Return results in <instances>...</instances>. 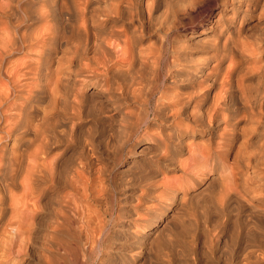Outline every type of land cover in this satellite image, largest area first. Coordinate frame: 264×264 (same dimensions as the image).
Listing matches in <instances>:
<instances>
[{"label": "bare ground", "instance_id": "bare-ground-1", "mask_svg": "<svg viewBox=\"0 0 264 264\" xmlns=\"http://www.w3.org/2000/svg\"><path fill=\"white\" fill-rule=\"evenodd\" d=\"M182 1L184 2V9L180 10L183 12L188 11V15L184 12L185 14L182 16L183 18L188 16L189 19V13L191 14L195 10L192 8L200 0ZM159 3H162V1ZM170 3L167 5L170 6ZM157 4L156 0H5V2H0V264H19L17 261L18 259L20 260L24 245L27 244L26 241H34L30 239V236L32 237L33 235H28L31 227H28L27 222L29 219L27 221L26 217L34 214L31 211L35 207L36 199L39 198L36 193L43 190L40 185L48 183V180L50 181L49 176L54 177L51 175L52 172L50 173L51 160L54 155L52 157L49 156V149L53 143L51 135L57 132L54 131V127L50 126L49 121L51 123V119L55 121L57 120L56 118L59 119L60 117L69 120H80L83 113L87 114L90 110L96 109L99 112L112 113L120 109L121 105L125 108V105L136 101V103L141 104L143 109V117H140L142 118L141 125H143V136L145 138L149 137L156 147L160 144L161 148L164 149L173 148L172 153L185 149L184 151L187 152L189 161H191L189 163L190 169L185 165L187 168L186 172L190 174L192 180L199 179L200 181L205 179V177H210L211 181L215 180L219 185L218 201L223 199L227 204H232L233 207L248 209L249 213L247 211L245 213H247V218L249 217L250 219L246 220H252L255 225L257 223L260 226L264 225V195L260 193L264 186V44H262V41L249 53L241 45V38L239 39L238 37L241 27L237 31L234 30L237 32L236 36L231 33V29L236 28L237 18L250 15L258 6L261 8V12L264 11V0L221 1L219 3L221 11L223 12L226 8H230L229 14L225 13V15L221 12L223 17L215 20L207 18L210 21L207 25H204L199 20H194L186 27L179 22L181 13L180 15L179 13L177 14L174 8L173 10L167 8L170 12H166L161 19H159L160 17H155V15L153 16L155 14L153 10L156 9L155 6ZM36 5L40 7H36ZM165 9L161 10L165 12ZM177 15H179V20ZM38 23H44L42 28L37 29ZM178 24H180L179 30L182 29L184 31L181 34V38L180 35L176 34V28H179ZM221 28L225 29L223 34L221 33ZM175 30V34L172 35ZM187 31L189 35L186 34ZM263 38L264 35L259 39L262 40ZM144 41L149 42L144 45ZM163 44H168L170 48L171 55L169 57L168 55L164 57L161 54L160 50L164 46ZM162 52L164 53V51ZM192 52H201L203 56L194 59ZM15 53H21L20 59H17L19 55L16 56L17 58L13 57ZM225 58L229 60V63L226 69L223 70L222 62H224ZM163 61L166 62L164 69L161 65ZM244 62H247V66L248 63L249 65L252 63V66H243ZM245 68L248 69V72L244 71ZM162 69L163 73L161 74L160 71ZM158 73L161 75L157 77ZM245 74L248 77L254 76L258 78L260 80L259 85L248 87L249 85H246L247 81L243 79ZM247 78L245 77V79ZM87 87H91L89 92L86 90ZM151 97H153L152 102L150 101ZM136 103L135 105H137ZM133 108L135 110L136 107L134 106ZM123 112L126 115H130L132 111L128 109ZM117 116L120 117V115ZM149 116H151L150 119L152 121L150 123H155V128L158 131L168 130L169 132L163 136H159L156 133L155 136L152 132L150 133L149 129L153 126L147 124ZM129 118L131 119V117H125L126 120ZM132 119L135 118L133 117ZM59 125L57 127L62 126ZM66 126L68 127V124ZM105 126L108 127V125ZM136 126L139 127L137 124ZM57 127L55 126V128ZM66 129L68 130V128ZM197 135L200 137L206 136L205 141L200 144L187 143L185 141L186 138H192ZM235 137L239 138V142L236 141L238 147L236 146L237 150L235 152L232 151L234 156L232 163L230 162L231 166H228L230 170L225 171L227 164L224 163L223 157ZM90 143L93 145L92 139ZM87 147L86 145L85 148L87 149ZM140 151L142 152V149ZM81 153L82 151L80 156L83 155ZM159 154L157 156L162 158L159 160L165 161L167 165L176 167L178 164L174 161L172 155L167 157L165 153L161 154L159 152ZM94 156L96 157L97 155L95 153L91 155L93 159H95ZM157 156L154 157L156 158ZM91 157H84L83 160L81 159L77 162V168L80 169L75 168V177H79L80 174L83 177L84 174L82 175L79 171L89 165V163H91L90 166L95 164L96 160L92 165L93 160ZM239 160L243 162L242 164H245L246 168L251 170V175L249 174L247 178L240 179L241 177H238L242 180V184L240 180L238 181L236 172L232 170V165L234 163L236 166L237 164L239 165ZM156 161L154 164L158 167L159 164ZM187 162L185 161V164ZM180 165L183 166L182 164ZM59 170L62 169L60 168ZM101 170L103 171L102 168ZM210 174L216 175L210 176ZM66 175H64V178H66ZM73 177L70 181L74 183L77 178L73 181ZM51 180L53 181V179ZM57 180L56 182L59 183L60 180ZM158 182L157 184H159ZM55 183L53 184L54 186ZM61 183L63 184V182ZM153 183L155 184L156 182ZM17 185L20 186V188L18 186L21 189L20 192L14 190ZM75 185L82 187L81 184ZM76 186H73V188H76ZM12 189L20 195L16 196L18 194L11 191ZM182 189L178 190L181 191ZM171 190L170 198L172 200L170 201H173L177 193L176 191L174 192V189ZM187 190V188L183 189L180 197L178 196L180 200L184 198L183 196ZM105 191L101 190L102 194ZM251 193L255 194L251 195ZM157 195H159L158 192ZM158 198L162 200L163 197ZM74 199V202L77 201L76 198ZM92 199L94 200V198ZM60 200L62 202V199ZM167 200L169 201V196ZM157 201L159 200L157 199ZM175 203L177 202L175 201ZM137 204L133 206V211L135 212L138 209ZM219 205H223V203ZM62 206H60L62 209L71 210L68 202ZM76 206H74L76 209L80 208V206ZM157 206H160V204ZM87 207L86 205V210H84L85 207L83 208V212H88ZM61 208L60 210L62 211ZM156 209L158 210L154 206H146L139 210L152 212ZM231 209H233L232 206ZM88 210H90L89 207ZM104 210L107 213L108 210ZM5 211L8 213L5 214ZM83 212L82 215H84ZM92 213L94 212L92 211L87 217L89 216L93 219ZM57 216L59 217V215ZM157 216L153 213L149 219H156L158 218ZM241 216L243 217V215ZM139 217V219L144 218V216ZM59 218L61 219V217ZM77 219H79V216H77ZM158 219L160 220L161 216ZM72 220L75 222L74 219ZM80 226L83 227L84 225ZM92 226L89 228L94 227ZM96 227L98 226L96 225ZM76 229L79 232V229ZM83 229L82 232H84ZM98 231L100 233L101 230H94L95 233ZM254 232H244L242 234V240L249 238L248 240H251L252 243L247 240V243L239 249L240 254L237 256V264H264V235H262L264 233L258 235L259 233L254 234ZM240 235L237 234L235 236L234 234L235 237H233L230 234L231 239L233 238L231 242L233 243L234 240L240 238ZM87 237L88 241H90L89 238L92 236ZM28 238L31 241H28ZM141 238L137 237V241L139 242ZM60 239L59 242L61 241ZM62 241L66 242L67 240ZM92 241L93 239L90 242ZM236 242L238 243L237 240L234 243L236 244ZM74 243L76 248L78 243ZM56 245L60 246V244ZM53 246H51V249L55 248ZM26 247H29L28 244ZM48 247L50 248L49 245ZM63 252L65 255V251H61V253ZM54 254L58 253L55 252ZM50 255L53 254H49V258ZM236 255L235 251L232 250L228 257L230 258L229 261L231 260L229 264L233 263L232 258H235L234 256ZM58 257L60 256L56 258ZM44 258L46 259V257ZM49 261L46 259L44 264H53L54 260L51 263ZM55 261H59V259Z\"/></svg>", "mask_w": 264, "mask_h": 264}, {"label": "rangeland", "instance_id": "rangeland-1", "mask_svg": "<svg viewBox=\"0 0 264 264\" xmlns=\"http://www.w3.org/2000/svg\"><path fill=\"white\" fill-rule=\"evenodd\" d=\"M1 1L5 2V0H1ZM160 1H162V3H159ZM160 1L156 0V3L158 2V4L155 6V8H156V9H154L155 11L153 10V12L155 13V14H153V16L155 15V17H160L159 19H161V18H163L164 14L166 12L169 13L170 10H173V8L177 12V14L179 13V15H180V13H181V16H180L181 19L184 16L183 14L187 13V15H188V11L187 12L184 11L185 13L183 11H181L182 9H184V2L182 0H169V2H168V0H166V1L160 0ZM170 1H172V3H170ZM221 1H224V0H219V2H218V0H200V1H198L197 5H195V7L192 8L195 10L193 12H191V14L189 13V15H190L189 19H188V16L186 15L187 18L184 17L181 20L179 18V15H177L178 20L180 19L179 22L184 27H186L187 25H190V23H192L194 20H199L202 23H204V25H207L208 22H210L209 20H207V18H210L211 20L212 19L215 20L217 18H222L223 14H225V13L226 14L230 13V10H229L230 8H226L225 11H223V12L221 11V8L219 6V3ZM181 2H183V3H181ZM166 3L167 4L170 3V6H173V7H170ZM37 6L40 7L39 5H36V7ZM165 8L166 9L169 8L170 10L167 9V11H166ZM44 9H45V7H44ZM161 9H163V10L165 9V12ZM157 11H159L160 14ZM196 12H197V14H195ZM263 13H264V11L261 12V8L258 6L257 9L254 10V12H252L250 15H247L244 17L240 16L239 18H237V20H236L237 22L235 24L236 26L234 25L236 28H234V29L232 28L233 30L231 29V33H233L236 36L237 32H235L234 30L237 31V30H239V27H241L240 33L238 34L239 35L238 37H239V39L241 38V41H242L241 45H243L246 48V50L249 51V53H250V50H254V48L257 45L261 44L262 41H263L262 44H264V38L262 40L259 39L264 35L263 34L264 22L262 19H260V17L262 16ZM192 14H194V15H192ZM193 16H195V17H193ZM191 17L192 18L197 17V18L192 19ZM184 21L186 24L184 23ZM43 24L44 23H38L37 26L39 28L37 27V29L42 28ZM179 25L180 24H178V26ZM197 28L199 29V27H197ZM176 29H177V32L175 30L172 33V35H174L176 32V34L180 35V38H181V34L184 31H182V29L179 30L180 26H179V28L177 27ZM232 31H234V32H232ZM186 34L189 35V32L187 31ZM151 40H154V39H151ZM144 42H145L144 45H146L149 41H144ZM163 45L164 46H162V48L160 50L161 54L164 57H166L167 55L169 57L171 55L170 48H169L168 44H163ZM250 47H251V49H249ZM166 48H167V50H166ZM162 51H164V53ZM191 54L194 55L193 56V57H195L194 59L201 58L203 56V53H201V52H198V53L192 52ZM16 56H18V58ZM20 56H21V53H15L13 55V57L14 58L16 57L17 59H20ZM233 58H234V54H233ZM235 58H236V55H235ZM223 61L224 62H222V68H223V70H225L228 63H229V60L227 58H225ZM246 64H247V62H244L243 66H247ZM161 65L163 66V67L162 66L161 67L164 69V67H166L165 66L166 62H164V61L161 62ZM251 66H252V63L250 65L248 63L247 67H251ZM163 69H162V71H160L161 74L163 73ZM245 69H244V71L248 72V69L247 68H245ZM160 73H158L159 75L157 74V77L161 75ZM244 76L247 78L248 75L247 76H246V74L243 75L244 81L245 80L247 81L246 85L247 86L249 85L248 87H251V86L255 87V86L259 85L260 80H258V78L254 77V76L253 77L249 76L248 77L249 79L248 78L245 79ZM243 84H245V82H243ZM114 85H116V84L114 83ZM86 90H87V92H89L91 90V87H87ZM150 99H151L150 101L152 102L153 97H151ZM136 102L125 105L126 106L125 108L123 105H121L120 109H117V110L113 111L112 113L110 112L111 115L108 112H105V111L99 112L96 109V110H90V112H88L87 114L83 113V115L81 117L82 119L80 118V120L74 119L75 120L74 121L72 119L69 120V119H66V118L64 119V118L60 117L59 119H63V120H59L58 118H56L57 120H55V121L53 119H51V123L49 121L50 126L54 127V131L57 132L56 134L54 131H53L54 133H52L54 135V137L56 136L57 138L55 137V139H54L53 135H51L52 136L51 140L53 143L51 144V147L49 149V156L52 157L54 155V157L51 160V165H50V173L52 172L51 175H53L54 177L49 176L50 181L48 180V183L46 182V183H43L40 185L41 188H43V190H42L43 192L39 191L36 193L37 197H39L40 199L36 197L37 199L35 202V207L33 206L34 209H32V211H31V213H34V214H30L32 217L31 216L26 217L27 218L26 220L28 221V219H29L28 222H30V223L27 222L28 227H31V228H29L28 235L32 234L33 236L32 237L30 236V239L34 240V241H31L29 238H28V241H31V242L26 241V243L28 244L29 247L27 248L26 247L27 244L25 243L26 245H24L23 253L20 256V260L18 259V261H17L19 264H42V263L44 264V261L46 259H47V261H49L51 259L49 261L50 263H51V261L54 260L53 264L54 263L55 264L56 263H58V264H66V263L67 264H97V263L98 264H229V263H231V260L229 261L230 258H228V257H229L232 250L235 251V255L237 254L236 256H234L235 258H232L233 263L237 264L236 263L237 256L240 254L239 249L243 245H245L247 243V240L249 239V238H247V240L245 239L246 241L242 240L241 239L242 234L244 232L245 233H247V232L252 233L255 230H256L255 231L256 233L254 232V234L259 233L258 235H261L262 233H264V229H263L264 225L260 226L258 223H257V225H255V223L254 224L252 223V220L251 221L246 220V219H250L249 217L247 218V213H245V211L248 212V209L243 208V207L238 208L237 206L233 207V205L230 204L233 208V209H231V206L229 204H227V202H225V200L220 199L218 201L219 185L216 183L215 180L211 181L210 177L209 178L205 177V179L200 180V181H199V179L198 180H192L190 174H188V172H186L187 168L190 169L189 163L191 161H189L188 154L186 151H184L185 149L181 150L180 152H173L172 153L173 148H169V149L165 148L164 149V148H161L160 144L158 147H156L149 137L145 138L143 136V125H141L142 118L140 117L143 114L142 113L143 109H142L141 104H138ZM135 103L137 105H135ZM134 106L136 107L135 110L133 108ZM129 107H131V108H129ZM137 108L139 111L137 110ZM128 109H131V111H132L130 115H126L123 112L124 110L127 111ZM117 111L119 112V114ZM116 114L120 115V117L117 116ZM127 116L131 117V119L134 117L135 119L131 120L129 118L131 121L129 119L126 120L127 118L125 119V117H127ZM97 117H99V118H97ZM150 117L151 116H149V119L147 120V124L149 126H153L151 128L149 127L150 133L152 132L155 136H156V134L159 136H163V135H165V133L169 132L168 130H166L167 132L166 131H161V132L158 131V129L155 128L156 124L150 123V122H152ZM52 120H53V122H52ZM139 120H140V122H139ZM60 121L62 124L60 123ZM107 121H108V123H107ZM127 121H129V122L127 123ZM64 124H66V125L68 124V127ZM131 124H135V125L131 126ZM136 124L139 127H137ZM54 125L56 127H57V125H59V126L62 125V126L55 128ZM105 125H108V127ZM66 128H68V130ZM126 129H128L129 132ZM131 131H132V133H131ZM156 131H158V132H156ZM57 134H59V135L57 136ZM107 134H109V135H107ZM91 139H92L93 145L90 143ZM205 139H206V136L200 137L197 135V136L192 137V138H188V139L186 138L185 141L187 143L191 142L194 144L195 143L200 144V143H203L205 141ZM234 139H233V141H232L233 143H231L230 148L228 149L227 153L223 157L224 163L227 164V168L225 171H227L229 169L228 166H231L230 164L232 163V159L234 156L233 153L235 152V150H237V147H238L237 142H239L238 141L239 138L235 137ZM122 140H123V142H121ZM135 143H137V144H135ZM86 145L88 147L90 146L89 148L87 147L88 150L85 148ZM92 146L93 147L97 146L96 148H98V149L93 148ZM131 146H132V148H131ZM212 146H213V143H212ZM91 147L94 149V151ZM129 148H131V149H129ZM89 149H90V151H89ZM99 149H101V150H99ZM141 149H142V152L140 151ZM247 149H251V148H247ZM97 150H98V153H97ZM156 150H158V151H156ZM164 150H166L168 153ZM81 151H82L81 154H83V155L80 156ZM84 151L86 153L87 152H90V153H87V155H86V153ZM232 151H234V152H232ZM100 152H101V154H100ZM159 152L161 154L165 153V156H167V157L172 155L174 161H176L178 163L176 165V167L175 166L171 167V166L167 165L165 161H164L165 162V164H164L163 160H159V159H162L161 157H159V156H161L159 154ZM94 153H95V155H97L96 157L94 156L95 159L92 158L93 156L91 157V155H94ZM166 153H167V155H166ZM158 154H159V156H157ZM83 156L84 157H91L93 160L92 165L94 164V161L96 160V162L94 164L95 166L94 165L90 166L91 163H89V165H87L86 167L81 169L82 172H80L81 170L80 171L78 170L79 173H82V175L84 174V176L86 178H89V177H92V178L86 179L84 176L81 177V174L79 175V177L74 176L75 168L80 169V168H77V162L81 159L83 160V158H84ZM99 156H100V158H99ZM154 156H157V157L155 158ZM156 159H157V161H156ZM177 160H179V161H177ZM52 161H54V162H52ZM155 161L159 164L158 167H156V165L154 164ZM185 161L186 162L188 161L187 164H185ZM97 162H98V164H96ZM238 163H239V165L237 164V166L235 163L232 165V170H234V172H236V177L239 181L240 179H243L244 177L247 178V176H249V174L251 173V170H250V168H246L244 166L245 164H242L243 163L242 161L239 160ZM180 164H182L183 166H181ZM98 165H100V166H98ZM185 165L187 166V168ZM57 168H58V170L60 168L62 170H59V173H58ZM87 168H88V170H87ZM94 168H96V170H94ZM101 168L103 169V171L101 170ZM98 170H100V171H98ZM64 171L68 175H66ZM149 171H151L152 173ZM240 172H242V173H240ZM57 173H58V175H57ZM100 173H102V174H100ZM55 174L58 176V178ZM71 174H72V176H71ZM237 174H238V176H237ZM64 175H66L65 176L66 178H64ZM213 175H216V174H210V176H213ZM61 176H62V178H61ZM69 177H70V179H69ZM72 177H73V181L76 178H77L76 179L77 181L75 180L76 182L74 181V183L72 181H70ZM93 177H95V178H93ZM238 177L239 178L241 177V178L239 179ZM51 179H53V181H55V182L57 179H59L60 181L59 180H57V181H59L60 184L57 182H56L57 183L56 184ZM80 179H81V181H80ZM163 179H164V181H166L165 183H163L164 182ZM82 180L85 182H83ZM158 180H159V182H158ZM64 181H65L67 186L65 185ZM87 181L89 184L86 183ZM241 181L242 180H240V182ZM61 182H63V184ZM153 182H156V183L154 184ZM157 182L159 184H157ZM171 182H173V183H171ZM54 183H55V186L53 185ZM70 183H71V185H70ZM75 184H78V185L81 184L82 187L80 185L76 186ZM92 184H94V185H92ZM241 184H242V182H241ZM91 185H92V187H91ZM150 185H151V187H149ZM18 186L19 185L15 186L17 188L14 187L15 188L14 190L20 192L21 189H19L20 186H19V188H18ZM73 186H76V188H78L77 190H79V191H77V190L75 191L76 188H73ZM152 186H154V187H152ZM68 187H70V188H68ZM96 187H97V189H96ZM147 187H149V188H147ZM151 188H153V189H151ZM177 188L178 189H181V188H183V189L187 188L188 189L186 194L183 196L184 198H181V200L178 198V196L180 197V194L182 193L183 189L180 191ZM84 189H87L89 191L87 192V190H84ZM100 189L102 191H105V189H106V191L103 192V194H102ZM171 189H174V192L176 191V193H177V194H175V199H174L177 203H175L174 200H173L174 202L170 201V200H172L170 198V196L172 194ZM14 190L12 189L11 191H13L15 194H18L16 196H19L20 194ZM158 190H160V191H158ZM91 191H94V192H91ZM41 192H42V194H41ZM68 192H69V194H67ZM79 192L82 193L81 196H80L81 193L79 194ZM83 192H84V194H83ZM157 192L159 193V195H157ZM97 193L100 195H98ZM260 193L264 195V186L262 187V190ZM155 194H156V196H155ZM252 194H255V193H251V195ZM57 195H59V196H57ZM145 195H147L149 198ZM162 195H164V196H162ZM79 196H80V198H79ZM168 196H169V201L167 200ZM56 197H57V200H56ZM155 197H157V198H155ZM158 197H163L164 199L162 198V200H161V198L159 199ZM74 198H76V200L78 202L77 201L74 202V200H75ZM92 198H94V200ZM99 198H100V200H99ZM60 199H62V202ZM63 199L65 202L63 201ZM81 199H83V200H81ZM157 199L159 201H157ZM5 200L7 202V198ZM67 202L70 204V207H71L70 209L72 211L68 210L67 208H64L65 210L61 208V207H63L62 205L66 204ZM72 202L75 203L74 206H76V204H78L76 207L80 206V208H77L78 211L73 206L74 203H72ZM98 202H101V203H98ZM157 202H159L158 204H160V206H157L158 205V204H156ZM36 203L39 205H37ZM82 203H84L85 205ZM104 203H105V206H107V207L104 206ZM137 203L141 204V205L143 204V206L138 205ZM222 203H223V205H219ZM136 204L138 206V209H137L138 212L133 211V206H135ZM168 204H170V205H168ZM36 205H37L38 209L36 208ZM86 205L89 207L90 210L95 209V210H92L94 213H92L91 216H94V218L96 217V219H94V218L92 219V217H89V216L87 217V215H90V213L92 212V211L89 212L90 210H88V207H87L88 212H83L84 207H85L84 210H86ZM98 206H99V209H98ZM146 206L147 207L148 206L149 207L154 206L155 208H158V210L156 209L152 212L155 214V216L158 215L157 216L158 218L161 216V219L160 220L158 218L149 219V217L153 214L151 211H145V210L140 211L139 210L140 208H143ZM163 207L164 208L166 207V208L164 209ZM60 208L62 209V211L63 210L64 211L62 212L60 210ZM103 208L108 210L107 213ZM236 209H238V211H236ZM240 209H242V210H240ZM35 210H37V211H35ZM102 210H104V211H102ZM65 211L67 212V214H65L66 213ZM68 211H70V212H68ZM73 211L75 214L73 213ZM82 212L85 215V217H84V215H82ZM231 212H232V214H231ZM6 213H8V212L5 211V214ZM68 214L72 217L71 219H70V216L68 217ZM71 214H73V215H71ZM160 214H162V215H160ZM57 215H59V217H61V219ZM215 215H217V216H215ZM218 215H221V216H218ZM241 215H243L244 218ZM77 216H79V219H77ZM80 216L82 219L80 218ZM136 216L138 219L136 218ZM139 216H144V218L139 219L140 218ZM28 217H30V218H28ZM64 218L68 219L67 222H66V219H64ZM86 218H87V220H86ZM134 218H136V219H134ZM236 218H237V221H236ZM30 219L32 220V222ZM72 219H74V221L76 223L73 222ZM88 219H90V220H88ZM79 220H80V222H79ZM153 220L154 221L156 220V221L154 222ZM157 220H159V221H157ZM88 221H90V222L88 223ZM139 221H140V223H139ZM106 222H107V224H106ZM63 223H65V224L70 223V224H66V225L64 224V227H63ZM101 223H103V224H101ZM79 224L84 225V226L82 227ZM96 225L98 227H96ZM99 225H101V226H99ZM91 226L93 228L90 229L89 227H91ZM32 227L34 230L32 229ZM75 227L79 229V232ZM84 227H85V229H83ZM95 227L98 230H101L100 233H99V231L97 233L94 232V230L95 231L97 230ZM249 227H251V228H249ZM253 228H255V229H253ZM82 229L84 230V232H82ZM91 230H93V231H91ZM58 231H60V232H58ZM80 231H81V233H80ZM64 232H66V233H64ZM75 233H78V234H75ZM93 233H95V234H93ZM236 233L238 235H240V234L241 235H240V238L236 239L238 241V243L236 242V244H235L234 242L236 240H234V242L232 243L231 241L233 238L231 239L230 234L233 235V237H235L237 235ZM66 234H68V235H66ZM234 234H235V236H234ZM262 235H264V234H262ZM87 236H92L89 238V240L91 241V239H93V241L92 242L88 241ZM95 236L96 237L98 236V238H96ZM99 237H101V238H99ZM137 237H142L139 242L137 241ZM59 238H61L60 239L61 243L59 242ZM57 239H58V241H57ZM229 239H230V241H229ZM62 240H67V241L63 242ZM73 241L78 243V246H76V248L74 245L75 243ZM249 241H251V240H248V242ZM62 243H63V245H62ZM95 243H97V244H95ZM251 243H252V241H251ZM56 244H60V246L56 245ZM48 245L50 246V248L48 247ZM51 246L55 247L56 249L55 248H53L55 250L51 249L52 248ZM59 247L62 248L63 250L60 249ZM77 248H79V249L77 250ZM74 250H76V251H74ZM228 250L229 251L231 250L230 253ZM44 251H45V253H44ZM61 251H65L66 254L64 255V252L61 253ZM103 251H105V252H103ZM55 252H57L58 254H54ZM49 254H53L54 256L56 255V257L57 256H60V257L56 258L53 255H50V258H49ZM96 254H97V256H96ZM75 255H77V256H75ZM44 257H46V259ZM48 258H49V260H48ZM58 259H59V261H55ZM77 259H79V260H77Z\"/></svg>", "mask_w": 264, "mask_h": 264}, {"label": "clouds", "instance_id": "clouds-1", "mask_svg": "<svg viewBox=\"0 0 264 264\" xmlns=\"http://www.w3.org/2000/svg\"><path fill=\"white\" fill-rule=\"evenodd\" d=\"M260 19L264 20V15H262V16L260 17ZM224 31H225V29H224V28H221V33H222V34H223ZM225 43H227V41H225Z\"/></svg>", "mask_w": 264, "mask_h": 264}]
</instances>
